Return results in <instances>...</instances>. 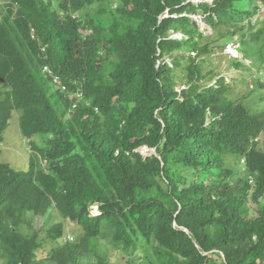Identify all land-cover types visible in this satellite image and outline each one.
Wrapping results in <instances>:
<instances>
[{"label": "trees", "instance_id": "16d2710c", "mask_svg": "<svg viewBox=\"0 0 264 264\" xmlns=\"http://www.w3.org/2000/svg\"><path fill=\"white\" fill-rule=\"evenodd\" d=\"M236 1L0 0V142L18 111L31 150L26 171L0 161L5 264H110L139 244L146 264H264V111L204 70L231 41L264 68V20ZM52 208L39 258L27 230ZM67 219L82 233L62 242Z\"/></svg>", "mask_w": 264, "mask_h": 264}, {"label": "rangeland", "instance_id": "374dc122", "mask_svg": "<svg viewBox=\"0 0 264 264\" xmlns=\"http://www.w3.org/2000/svg\"><path fill=\"white\" fill-rule=\"evenodd\" d=\"M234 5L237 10H247L249 12L248 17L244 20L245 23L252 22V24H257L264 20V3L262 0H239L236 1ZM193 17L199 20L203 28H208L209 32L211 31V28L207 27L203 22L201 14H195ZM176 36L180 38L182 34L179 33ZM233 42L239 45L238 57L231 55L228 52L226 53L224 50L222 53L219 51L210 56L204 70L207 72L213 70L218 74V77L214 79L213 82H216L219 77L226 79V83L230 86V91L227 94L228 97L233 100L238 99L251 109H256L262 112L264 111V86H262V84L264 85V68L260 63L244 59L243 49L240 46V43L235 41L228 43ZM167 59L168 61H171L170 57ZM233 59L241 60L243 61V64H237ZM174 78L178 87L184 85V77L179 71H177ZM258 81L260 85L257 84ZM251 84H253V86H251ZM19 115L20 113L18 111L13 112L9 126L3 133V141L0 142V161L9 163L19 171H26L29 168L31 150L29 148L28 140L21 134ZM37 139L42 142V137H38ZM257 139L258 146L264 149V132L261 133ZM140 149L142 152L149 155L155 152V149L152 148L149 149L147 147H142ZM251 206L253 209L256 208V205L253 203ZM98 212V208H92L93 214H97ZM50 214L53 216L50 222H48L49 214H35V216H32L30 230H27L38 231L40 237L44 238L43 247L38 252L39 258L50 255L56 245L55 242L46 239L47 227L51 223L60 222L61 218L54 209ZM64 225L66 236L61 239L62 242L65 240L72 241L82 233V227L75 221L67 219L64 222ZM149 249L150 246L139 244L135 250H131L130 252L113 249L111 246H109L106 251L108 253L110 264H146V261L149 259ZM0 264H5L3 259H0Z\"/></svg>", "mask_w": 264, "mask_h": 264}, {"label": "built area", "instance_id": "2783aa9c", "mask_svg": "<svg viewBox=\"0 0 264 264\" xmlns=\"http://www.w3.org/2000/svg\"><path fill=\"white\" fill-rule=\"evenodd\" d=\"M193 1L195 3H198V2L205 1V0H193ZM238 48H239V45L237 43H229L226 47V53L228 52L231 55L238 57V55H239V52H238L239 49ZM44 70L52 74V70L48 66H45ZM53 81L59 88H61V90L63 92L67 91L68 88H67L66 84L61 81V79L58 75H55L53 77ZM65 93H68V92H65ZM78 97L82 98V93H79ZM74 106H76V103L74 104ZM145 155H149V154L145 153ZM93 208H97V207L93 206Z\"/></svg>", "mask_w": 264, "mask_h": 264}, {"label": "clouds", "instance_id": "9594fccd", "mask_svg": "<svg viewBox=\"0 0 264 264\" xmlns=\"http://www.w3.org/2000/svg\"><path fill=\"white\" fill-rule=\"evenodd\" d=\"M193 1V0H192ZM205 1H207V0H205ZM210 2H213V0H209ZM203 2V1H202ZM234 43V42H233ZM229 44V43H228ZM227 47V46H226ZM226 47H225V49H224V51L226 52ZM63 93H65V92H63ZM66 94H70L69 92L68 93H66ZM71 96H73L72 94H70ZM73 107H75L74 106V104H73ZM144 148L145 147H147V146H143ZM142 148V147H141ZM147 148H149V147H147ZM140 149V148H139ZM150 149V148H149ZM140 151H141V149H140ZM141 153L144 155V156H148V155H145V153L144 152H142L141 151ZM153 154V153H152ZM97 207V206H96Z\"/></svg>", "mask_w": 264, "mask_h": 264}]
</instances>
